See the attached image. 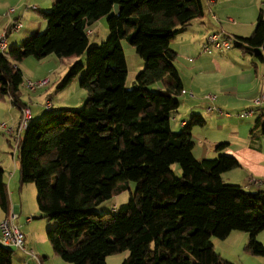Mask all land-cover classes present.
I'll return each mask as SVG.
<instances>
[{
	"label": "trees",
	"instance_id": "16d2710c",
	"mask_svg": "<svg viewBox=\"0 0 264 264\" xmlns=\"http://www.w3.org/2000/svg\"><path fill=\"white\" fill-rule=\"evenodd\" d=\"M38 13L45 30L0 51L1 96L26 105L16 64L24 57L86 53L85 64L72 62L56 84L61 89L82 72L83 106L45 109L17 145L19 187L33 183L40 217L55 222L46 230L53 252L71 264H106L122 251L128 255L120 264H233L214 250L212 238L238 230L248 234L245 249L264 257L256 239L264 228V190L223 180L222 173L239 167L221 152L224 142L214 157L194 156L192 128L205 124L201 115L192 114L180 130L171 124L183 88L170 43L203 15L202 0H55ZM101 17L108 36L89 45L86 27ZM233 38L243 53L264 59L261 9L250 35ZM122 40L144 62L131 88ZM257 120L264 134V116ZM3 175L0 164V208L7 212ZM130 181L135 186L126 202L112 212L94 209ZM13 251L0 242V264H13Z\"/></svg>",
	"mask_w": 264,
	"mask_h": 264
},
{
	"label": "rangeland",
	"instance_id": "374dc122",
	"mask_svg": "<svg viewBox=\"0 0 264 264\" xmlns=\"http://www.w3.org/2000/svg\"><path fill=\"white\" fill-rule=\"evenodd\" d=\"M15 1L16 0H0V35H2L5 29L8 28L15 20H20L22 23V27L16 31H10V29L6 30L8 46H10L12 42L11 40L12 37H15L19 33L21 34L25 32V30L32 28V26L37 25V21H41V23H44V26L40 27V29L37 32L41 33L44 31L46 28V20L37 12L39 11V9L37 10L36 6L40 8L39 7L40 3L50 4L52 2V0H37V2L40 3H37L36 0H20L18 1V3H15ZM216 1L217 2H215L212 5V7L215 10L220 8V10L227 12V14H225L224 17L225 21L226 20L228 21V18L231 19L235 18V20H239V21L241 20L249 21L250 19H247L249 12L259 11L260 9L261 11H263L264 14V0H216ZM42 4L40 6H44ZM32 6H34V8H32ZM51 6L52 3L49 5L48 9L46 10L48 11L51 8ZM10 8H14L15 11L10 15H7V12ZM24 11H25V15L21 16L20 12H24ZM16 16H20L18 17L19 19H15ZM229 23H231L228 26L229 29H238V27L234 26L232 22ZM225 24L227 25V23ZM192 25L193 26L191 31L195 32L193 37H191L192 34L189 37H186L183 34H176L175 38L170 43V48L177 52L175 58V65L179 69L183 67L193 66L194 64L199 62V60L202 61V58L205 57L204 54L216 55V53H218V51H211V53H203L201 51L202 41H204L207 35L213 31H209L207 33L206 31H203L201 33L200 32L197 33V30H194V26L199 27L198 21L193 20ZM96 27H97L96 28L97 34L95 32L88 35L89 45L99 44L100 42L105 40L106 37L108 36L106 18H102L101 22L97 23ZM242 35L249 36L250 33L249 31H246V33H242ZM230 36L232 38V35ZM121 44L127 66L125 87L131 88L133 86L135 75L138 73V71L142 69L144 62L142 58H140L137 52L135 51L134 46L129 44L126 40H122ZM231 45H232L230 47L231 50L238 51V48L234 46L235 44H233V41H231ZM239 53L241 54V52ZM245 56L248 58L250 57V55H245ZM191 59L192 61L193 60L194 61L193 62L188 61ZM75 60H78L81 63L85 64L86 53H83L78 57H67V58H59L54 54H49L41 59H36L33 56H27L24 57L20 62L16 63L24 74L23 83L20 85L19 88V99L21 100V102L30 106L33 116L37 115L40 116V118L45 117V115L47 114L44 108V102L46 99H49L51 101L54 108L53 110H57L59 108L79 109L83 106L86 98V91L83 88H81L79 85V78L82 72L79 73L73 79V81H71L65 87L61 89L56 87V84L59 81V79L65 74L69 65ZM47 74L49 77L48 82L44 86L34 90L35 92L25 87V82L27 80L36 82L38 80L44 79ZM28 75L31 77L28 78L27 77ZM189 91H191L194 94V97L195 96L199 97L198 94L193 92L192 90H187V94ZM208 94L213 95V93H211L210 91H206L202 95L206 99V95ZM254 99L252 100V103ZM6 101L8 102L10 108L8 111H6V109L0 110V123L3 122L6 123L7 126L13 127L14 126L13 124L17 122L16 112L18 111L19 107L16 104H13L10 98L8 97L6 98ZM179 101L181 105L178 109V114L185 115L186 112H189V107L185 106V96L179 97ZM226 111L231 116V118H228L230 120L229 122L231 123H234V121L241 122V121L250 120L248 117L236 118V113L242 111L240 109L229 108L223 110V112ZM174 114H176V112H173V116ZM35 119L36 117H33V120ZM1 135L2 134L0 133V136ZM6 137L9 142L6 140L1 141L2 138L0 140V158H6L7 163L12 165L13 161H18L16 142L13 136L8 135ZM14 149L16 153L13 154ZM226 173L227 172L222 173V177L224 180L226 179L228 180V177H230L227 176ZM134 186L135 183L133 181H130L128 184V188L122 190L119 194H116L112 198L101 202L94 209L99 213L112 212L113 205L118 206V204L120 205L121 203H124L128 200L130 196V192H133L134 190ZM25 187L28 188L25 189ZM21 190L22 192L19 193L17 192L16 189L13 192V194L10 195V204L13 202V204L19 205V207L16 209L18 218L16 217L14 219L18 228L25 234V236L30 237L34 243H37L38 247L41 249V251H36V249L34 248L33 250L34 253H37L41 257L50 254V256L52 257L49 258L50 262H48V264H71L70 262H66L62 260L52 250V247L46 237V230L53 227L55 222L40 217V211L36 203V190L34 184L26 183L24 184ZM247 237L248 234L246 232L238 231V230L231 231L229 235L224 239L214 237L212 238L214 250L222 258L232 262L233 264H264L263 256L252 255L245 249ZM256 239L257 241L264 244V228L257 233ZM13 250H14L13 259H15L14 262L21 264L22 259L20 258L19 253H24V252L14 248ZM127 255H128V251L113 253L107 256L106 264H120L122 260L126 258ZM25 256L27 255L25 254Z\"/></svg>",
	"mask_w": 264,
	"mask_h": 264
},
{
	"label": "crops",
	"instance_id": "0c3cea01",
	"mask_svg": "<svg viewBox=\"0 0 264 264\" xmlns=\"http://www.w3.org/2000/svg\"><path fill=\"white\" fill-rule=\"evenodd\" d=\"M18 1L20 0H16L15 3H18ZM54 1L55 0H52L51 3L53 4ZM202 3L203 15L192 19L184 30L177 34H183L186 37H189L192 34L191 37H193L195 32L191 30L193 26L192 21L194 20L199 23V27L194 26V30H197V33H201L203 31H206V33L209 31L223 32V34L229 36L230 38V35H232L231 41H233L234 44V36H243L242 33H246V31H249V33L252 32L259 13V11H250L247 18L250 19L249 21H239L232 18L233 21L226 20V22L224 19L225 14H227L226 11L220 10V8L217 10L213 9L212 5L208 4L207 0H202ZM41 4L42 3H40V5ZM50 4H42L44 6L39 5L40 8L36 6V9H39V11H45L48 9ZM9 10L7 15H10L15 11L14 8H10ZM116 11L117 6H113V12ZM261 12L264 18L263 11ZM20 15L24 16L25 11L20 12ZM18 17L20 16H16L15 19H19ZM102 18L105 17H101L98 20L91 22L89 27L91 28L92 33L97 31V23L101 22ZM229 22H232V24L238 27V29H229L228 26L231 24ZM225 23H227V25ZM42 26H44V23L37 21V25L32 26V28L25 30V32L21 34L19 33L15 37H12L10 46H8L6 28L4 32H6L7 49L11 46L19 45L29 35L38 33L37 31ZM239 52H241L242 55ZM204 55L205 57L202 58V61L199 60V62L193 66L179 69L175 65L181 79L182 88L186 91L192 90L197 93L199 97L195 96L192 98L187 93H184L183 95L180 94L178 96V99L179 97L185 96V106L189 107V112H186L185 115L183 114L184 116L178 114V109L181 105L179 101V106L175 111L176 114L171 117V123L173 122L172 127H174V130H180L192 114L201 115L205 120V124L203 126H194L192 128L194 156L197 159L214 157L218 153L216 151V146L219 143L224 142L226 145L221 152L234 156L239 162V167L226 171L227 176L230 177H228V180H223L239 184L248 191L264 190V134L261 132L259 124L260 121L257 120L258 117L264 116V105L256 108L255 114L248 117L250 120L241 122L234 121V123L229 122L230 120L228 118H231V116L218 114L215 110L206 111L207 107L210 105L216 109H220L221 111L229 108L243 110L245 108L252 107V100L260 95H264V59H261L259 56L254 54L243 53L239 48L238 51H233L228 48L218 51L216 55ZM245 55H250V57L248 58ZM188 61L193 62L194 60L192 61L191 59ZM27 77L29 78L31 76L28 75ZM48 78L47 74L44 79ZM206 91L213 93L214 98L212 100H208L203 97L202 94ZM7 97L8 96L0 95V110H9L10 107L6 101ZM19 116L20 109L18 108V111L16 112L17 122L13 124V128L17 126L20 118ZM33 117H36V119L42 118L37 115H32V119ZM0 131L2 134L0 136V140L2 138L1 141H8L6 136H10V134L4 132L3 130ZM0 164L4 169L3 177L9 194V209L5 212L0 208L1 219L6 215L16 212L19 205H15L13 202L10 204V195L13 194L16 189L17 192L21 193L22 188L19 187L18 161H13V164L11 165L7 163L6 158H0ZM246 177H254L259 180V182H247L245 180ZM26 188L28 187H25V189ZM25 243L28 249L34 250L35 248L36 251H41L37 243H34L30 237L25 236ZM23 254L24 253H19L20 258L22 259L21 264H23L24 261H27L28 264H37L36 259L29 258ZM35 255L41 264H48V262H50L49 258L52 257L50 254L42 257L37 253H35ZM14 260L15 259H13V264H19L15 263Z\"/></svg>",
	"mask_w": 264,
	"mask_h": 264
},
{
	"label": "built area",
	"instance_id": "2783aa9c",
	"mask_svg": "<svg viewBox=\"0 0 264 264\" xmlns=\"http://www.w3.org/2000/svg\"><path fill=\"white\" fill-rule=\"evenodd\" d=\"M207 1L209 5H213L216 2V0H207ZM32 8H34V6H32ZM228 20L233 21L231 18H228ZM21 27H22L21 21L15 20L7 29H10V31H16ZM85 31L87 35L92 34V30L89 26L86 27ZM230 46H231V38L223 34V32L215 31L209 33L206 39L202 42L201 51L203 53H211V51H220L223 49H228L230 48ZM6 50H7V41H6V32H4L2 35H0V51L4 52ZM47 82L48 79H42L36 82L27 80L25 82V87L31 91H34L37 88L44 86ZM184 93H187V91L185 89H182L181 94ZM188 95L190 97H194V94L191 91L188 92ZM213 98L214 95L211 94L206 95V99L208 100H212ZM263 105H264V95H260L256 99H254L252 107L248 109H244L239 113H236V117L238 118L250 117L255 114L256 108L260 106L262 107ZM52 107L53 105L51 101L49 99H46L44 102V108L50 110ZM19 108H20V118L15 128L11 126H7L6 123H0V130H3L4 132L10 134V136L14 137L16 142V149L22 132L26 129L30 119L32 118V112L28 105H21ZM207 110L208 111L215 110L218 114L230 116L228 112H223L220 109H216L212 105L207 107ZM14 153H15V149L13 154ZM245 180L247 182H254V183L259 182V180H257L254 177H246ZM16 217H17V213L13 212L0 219V242L5 246L23 251L29 258L36 259L37 264H41L38 258L36 257L34 251L26 247L25 234L18 228V226L14 222V219ZM24 264H28V262L25 261Z\"/></svg>",
	"mask_w": 264,
	"mask_h": 264
}]
</instances>
